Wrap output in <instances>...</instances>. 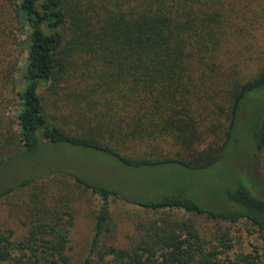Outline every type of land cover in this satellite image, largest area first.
Wrapping results in <instances>:
<instances>
[{
    "label": "trees",
    "instance_id": "trees-1",
    "mask_svg": "<svg viewBox=\"0 0 264 264\" xmlns=\"http://www.w3.org/2000/svg\"><path fill=\"white\" fill-rule=\"evenodd\" d=\"M13 5L17 22L28 30L24 86L17 92V129L4 133L9 68L0 69V166L5 161L1 138L8 134L25 155L45 144L66 143L107 153L133 168L174 164L186 171L204 170L222 160L239 117L253 114V154L263 150L264 68L240 82L233 68L214 63L227 27L221 9L208 0H13ZM0 31H5L1 22ZM73 80L85 86L80 91L84 98L96 92L101 99L104 92L116 97L110 105L105 99L104 110L97 106L85 113V136L50 122L38 93ZM217 92L223 93L224 106ZM221 119L228 121L223 137L216 133ZM166 137L188 156L132 158L117 149ZM208 137L212 140L205 144ZM61 172L100 200L83 264H264L255 246L235 249L222 228L205 238L190 218L150 223L148 234L131 249L100 243L110 205L117 200L155 213L178 210L216 223H246L264 232V188L248 176H232L215 202L206 204L185 188L140 197L87 181L67 168ZM32 181H13L0 197ZM71 224V213L62 211L34 224L20 240L12 239L10 229L0 231V262L67 264Z\"/></svg>",
    "mask_w": 264,
    "mask_h": 264
},
{
    "label": "rangeland",
    "instance_id": "rangeland-1",
    "mask_svg": "<svg viewBox=\"0 0 264 264\" xmlns=\"http://www.w3.org/2000/svg\"><path fill=\"white\" fill-rule=\"evenodd\" d=\"M208 1L211 6L221 9L227 27L220 57L214 63H226L229 68H233L240 82L253 79L264 68V0ZM13 9V0H0V22L1 27H5L4 33L0 31V69L9 68L8 98L3 109L4 133L17 129V92L24 86L25 41L28 35L27 27L19 20L17 22ZM3 34L8 35L4 38ZM84 87L82 83L73 80L52 84L51 89L38 90L50 122L62 130L82 136H85V113L93 112L97 106L104 110L105 99L110 100L107 104L110 105L116 98L110 97L111 94L107 92L103 93L105 99L99 97L101 92L84 98L80 94ZM217 94L219 104L224 106L223 93ZM262 102L264 104V99L260 100ZM248 111L251 113V109ZM253 116L255 114L239 117L222 160L213 167L199 171H186L174 164L133 168L107 153L66 143L45 144L34 153L25 155L16 138L9 139L8 134H4L1 143L5 161L0 166V190L24 177H31L33 181L0 197V231L10 229L12 239L20 240L37 222L51 221L62 211H69L72 224L69 227L67 264H83L100 200L90 188L75 180L72 175L61 172L63 168L87 181L109 185L133 196L142 197L185 188L206 204L215 202L213 197L219 196L234 175L248 176L251 181L260 182L264 188V148L257 156L252 150V128L256 120ZM227 125L228 121L221 119L216 133L223 137ZM211 140L208 137L205 144ZM102 146L109 149L114 147L111 144ZM117 149L132 158L188 156L180 145L168 137L136 142ZM175 217L193 220L205 238L213 237L218 228L227 230L235 243V249L247 251L255 246L264 261V232L246 223H216L178 210L171 211V214L169 211L155 213L120 200L110 205L107 230L102 233L100 243L119 249H131L148 234L150 223L158 225L162 219L170 222Z\"/></svg>",
    "mask_w": 264,
    "mask_h": 264
}]
</instances>
